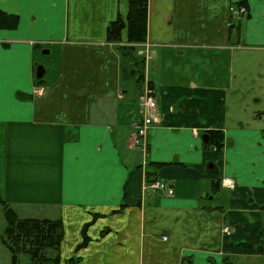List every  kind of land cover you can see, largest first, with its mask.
<instances>
[{
  "label": "crops",
  "instance_id": "obj_1",
  "mask_svg": "<svg viewBox=\"0 0 264 264\" xmlns=\"http://www.w3.org/2000/svg\"><path fill=\"white\" fill-rule=\"evenodd\" d=\"M239 1L147 0L138 44L145 70L149 53L264 51V0H243L248 17L230 35L237 19L229 6ZM0 11L18 18L0 27V194L16 213L61 219L60 264H229L248 254L264 210V128L228 127V88L192 66L174 70L179 80L145 74L141 88L151 81L160 121L134 145L141 94L130 105L123 87L132 80L121 76L118 43L106 39L128 0H0ZM45 48L56 51L52 64L38 58ZM37 64L45 68L40 84ZM210 128L223 132L220 151L201 138ZM224 176L234 189L223 188ZM152 178L172 194L152 193Z\"/></svg>",
  "mask_w": 264,
  "mask_h": 264
},
{
  "label": "rangeland",
  "instance_id": "obj_2",
  "mask_svg": "<svg viewBox=\"0 0 264 264\" xmlns=\"http://www.w3.org/2000/svg\"><path fill=\"white\" fill-rule=\"evenodd\" d=\"M238 18V17H237ZM244 16H241L243 19ZM124 42H121V44ZM47 48H45L46 50ZM181 51V50H179ZM205 53L204 51H202ZM195 54V53H193ZM149 64H147L145 74L154 82H157L162 76L172 77L174 80H179V75L174 73L175 69L180 66L194 67L197 74H200L206 82L211 84L221 85L228 88L227 105L228 127L233 129L235 122L240 121L248 129L255 127L264 128V51H255L250 49H238L232 53L210 56V54H196L192 56L186 52L184 55H179L177 50H171L170 54H160L155 57L151 53L148 54ZM164 55V57H163ZM56 51L50 49L48 54L38 52V58L44 63H53L55 61ZM197 58V60H195ZM221 59L220 62H217ZM178 73V72H177ZM205 73H211L212 77L206 78ZM175 74V75H173ZM129 86L123 87L128 92H125L130 105L136 103L138 95L143 94V88L136 85L134 82H128ZM140 101V100H139ZM133 105V104H132ZM136 109V108H135ZM234 135V134H233ZM233 139V138H232ZM3 139L0 136V155L3 150ZM226 144L230 147L232 142L227 139ZM3 153V151H2ZM0 157V163H1ZM1 171V164H0ZM1 173V172H0ZM1 191V190H0ZM0 197L2 198L1 194ZM212 204L217 203V198L209 200ZM18 211L16 214L21 217H41L39 212H24ZM261 225H264V210L261 212ZM6 220L3 214V206L0 204V235L3 234L6 227ZM257 245L249 247V252L246 255L232 257L229 264H264V248L257 249ZM0 264H11L9 250L0 246ZM29 258L26 255H20L19 264H26ZM215 264H223L217 260Z\"/></svg>",
  "mask_w": 264,
  "mask_h": 264
},
{
  "label": "trees",
  "instance_id": "obj_3",
  "mask_svg": "<svg viewBox=\"0 0 264 264\" xmlns=\"http://www.w3.org/2000/svg\"><path fill=\"white\" fill-rule=\"evenodd\" d=\"M232 5H245L241 0ZM246 7V6H245ZM237 19L230 26V35L238 37L241 31V24L248 17ZM17 16L0 11V27L14 28L17 25ZM147 24V0H128V11L123 19L120 15L111 20L106 29V39L109 42L118 43L117 49L120 55V71L123 79H131L140 86L145 81V58L138 54V44L146 40ZM126 29V40L121 44V32ZM236 40V39H235ZM43 78L34 77V83L40 84ZM147 86L153 88L151 81H147ZM143 88V87H142ZM208 140L206 145L211 146L215 151H220L223 147V132L221 129L210 128L206 131ZM159 163L158 165H162ZM149 172H147V177ZM152 178L148 182L152 181ZM0 204L3 206V214L6 220V227L0 235L1 241L8 248L11 256V264H19L20 255L28 256L26 264H60V244L63 238V224L60 218H19L15 211L0 197ZM93 219L97 214H93ZM91 223L87 222L82 228L83 241L77 246L82 247L88 241L86 228ZM245 245V244H244ZM256 247L259 250L264 248V225L259 229ZM246 246V245H245ZM74 258L67 260L65 264H73Z\"/></svg>",
  "mask_w": 264,
  "mask_h": 264
},
{
  "label": "built area",
  "instance_id": "obj_4",
  "mask_svg": "<svg viewBox=\"0 0 264 264\" xmlns=\"http://www.w3.org/2000/svg\"><path fill=\"white\" fill-rule=\"evenodd\" d=\"M229 12L235 17H240L247 13L245 5H230ZM139 119L133 124V130L130 135V140L134 145H139L145 138L148 129L160 121L157 113V103L155 98V89L147 85L144 87L143 94L137 105ZM221 185L227 190H232L236 187V180L230 176L221 178ZM146 187L152 192H166L172 194L173 190L170 185L161 179H153L146 184Z\"/></svg>",
  "mask_w": 264,
  "mask_h": 264
},
{
  "label": "water",
  "instance_id": "obj_5",
  "mask_svg": "<svg viewBox=\"0 0 264 264\" xmlns=\"http://www.w3.org/2000/svg\"><path fill=\"white\" fill-rule=\"evenodd\" d=\"M43 53H44V54L48 53V50H44ZM44 72H45V68L43 67L42 64H37V65L35 66V77H36L37 79L42 78L43 75H44ZM201 138H202L203 142L206 143L207 140H208V134H206V133L203 134V135L201 136ZM206 170H207L208 172L216 171V170H217V167H216V165H215V163H214L213 161H208V162L206 163Z\"/></svg>",
  "mask_w": 264,
  "mask_h": 264
},
{
  "label": "flooded vegetation",
  "instance_id": "obj_6",
  "mask_svg": "<svg viewBox=\"0 0 264 264\" xmlns=\"http://www.w3.org/2000/svg\"><path fill=\"white\" fill-rule=\"evenodd\" d=\"M261 227H262V225H261Z\"/></svg>",
  "mask_w": 264,
  "mask_h": 264
}]
</instances>
